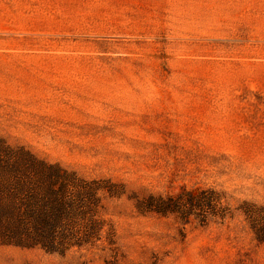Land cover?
<instances>
[{
    "label": "rangeland",
    "instance_id": "374dc122",
    "mask_svg": "<svg viewBox=\"0 0 264 264\" xmlns=\"http://www.w3.org/2000/svg\"><path fill=\"white\" fill-rule=\"evenodd\" d=\"M0 139L105 182L115 240L0 264H264V0H0ZM205 189L223 217L136 208Z\"/></svg>",
    "mask_w": 264,
    "mask_h": 264
},
{
    "label": "trees",
    "instance_id": "16d2710c",
    "mask_svg": "<svg viewBox=\"0 0 264 264\" xmlns=\"http://www.w3.org/2000/svg\"><path fill=\"white\" fill-rule=\"evenodd\" d=\"M103 190L109 191L101 180L82 178L0 139V244L62 256L72 249L113 247V230L101 213L98 192ZM136 208L183 216L197 209L202 218L225 214L219 194L211 189L166 198L149 195ZM240 210L255 238L264 241V205L243 201Z\"/></svg>",
    "mask_w": 264,
    "mask_h": 264
}]
</instances>
